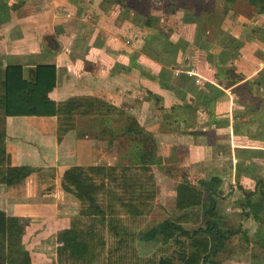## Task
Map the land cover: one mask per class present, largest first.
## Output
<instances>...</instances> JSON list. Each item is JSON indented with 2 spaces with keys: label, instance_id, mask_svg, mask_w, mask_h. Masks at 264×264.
Listing matches in <instances>:
<instances>
[{
  "label": "crops",
  "instance_id": "crops-1",
  "mask_svg": "<svg viewBox=\"0 0 264 264\" xmlns=\"http://www.w3.org/2000/svg\"><path fill=\"white\" fill-rule=\"evenodd\" d=\"M3 1L25 2L0 25L4 66L54 65L52 101L96 98L125 114L78 117L76 129L59 142L55 117L4 118L10 167L31 173L18 184H0V210L23 223L22 244L31 264H58L57 234L79 211L78 201L61 188L62 175L73 166H102L100 139L135 133L126 132V115L153 135L157 156L183 167L191 183L222 178L225 197L232 189L254 191L264 173L261 9L235 0L213 14L192 9L185 4L189 0H157L151 4L160 21L155 26L146 19L150 0H142L144 10L133 0L123 8L109 0ZM220 61L232 64L243 80L226 88L224 76L217 75ZM245 82L251 85L241 87ZM147 107L169 116L149 120ZM102 127L108 136H102Z\"/></svg>",
  "mask_w": 264,
  "mask_h": 264
},
{
  "label": "trees",
  "instance_id": "trees-1",
  "mask_svg": "<svg viewBox=\"0 0 264 264\" xmlns=\"http://www.w3.org/2000/svg\"><path fill=\"white\" fill-rule=\"evenodd\" d=\"M122 7L128 0H109ZM226 8L235 0H225ZM252 7L264 12V0H247ZM25 2L8 6L0 0V25L9 20L10 11H16ZM168 38V37H167ZM169 40V39H167ZM217 75L226 80L224 86L242 81L233 65L219 62ZM245 82L241 87L249 86ZM56 87L54 65H37L24 69L19 65H3L0 57V184L12 186L20 183L31 173L28 167H10L4 149L5 131L2 127L7 117H55L58 142L76 129L78 117L125 116L116 107L96 98H72L55 103L49 94ZM152 97V94L149 93ZM126 132H141L136 121L126 115ZM151 141L155 139L147 134ZM152 149L134 155V165L147 170L153 160ZM119 170V171H118ZM129 167L117 166H73L65 170L61 188L79 203L78 214L70 221L68 229L57 234L58 264H218L217 256L227 243L239 234L230 226L219 211V201L225 198L224 180L219 177L198 180L193 185L186 173L174 188L172 214L144 231L128 228L126 222L137 223L147 215L141 178L128 175ZM119 174V175H118ZM137 183H136V182ZM120 188L127 194L122 197L114 190ZM237 201L243 219L259 222L264 210V179H255V189L246 192L241 188ZM122 211L126 220L119 215ZM101 229L113 240L108 245ZM23 223L15 217H7L0 210V264H31L28 252L22 244ZM160 239L157 252L142 260L137 256L135 245Z\"/></svg>",
  "mask_w": 264,
  "mask_h": 264
},
{
  "label": "rangeland",
  "instance_id": "rangeland-1",
  "mask_svg": "<svg viewBox=\"0 0 264 264\" xmlns=\"http://www.w3.org/2000/svg\"><path fill=\"white\" fill-rule=\"evenodd\" d=\"M156 1L157 0H150V4H145V6L150 8V15L146 18L148 19L147 22L151 21L155 26L160 23L159 19L152 15L151 10V4H157ZM161 1L165 3L164 0ZM133 4L142 5L143 10L145 8L142 4V0H133ZM185 4H189L187 6L192 5V9L194 10L199 11L206 9L209 13L213 14L214 12H221L223 7L224 9L226 8V1L223 2V0H197L193 3L189 0ZM262 6L259 7V10ZM137 20L140 21V17H138ZM147 109L146 115L149 120H163L166 119L169 114H163L160 111L151 112L148 107ZM116 130L120 131V128ZM102 134V136L106 137L109 132L106 128L102 127ZM147 134L149 133L141 129V132H135L130 135V138L126 139L124 132L120 131L117 134V139H100L101 143H103L102 146H105V149H103L101 153L105 160H102L101 163H99L100 165L108 166L106 164L109 163L113 166L117 165V167L120 168L129 167L130 170L128 175L133 178H141V181L144 182L145 191L143 192V197L148 215L134 224L129 221L126 222L128 228L135 231L147 230L172 214L174 207V188L176 183L181 181V175L185 173V169L183 167L180 168L179 165L168 166L167 162H169L170 159L167 161L157 156L159 144L157 141L155 142L156 144H154V140L151 141L147 139ZM171 143V140L168 139L167 144L171 145ZM150 149H152L153 160L149 162V166L146 167L147 170H143L141 167L137 166V164H133V162L136 163L135 157L133 158L134 155L139 152H146ZM260 178L264 179V173H261ZM191 181L193 185H196L198 180L194 179ZM113 190L122 197H127L129 194H137L138 192L128 191L126 193L122 189L116 187H113ZM234 191L235 190L232 189V193L218 200L220 205L219 211L230 226L239 230V234L233 237L227 243L225 250L217 256L216 259L218 264H264V210L262 211V218L259 222H254L251 219H243L239 214L238 206L234 205L240 199L241 194L239 191L235 193ZM119 215L123 220H126L121 210L119 211ZM101 232L108 245H111L113 240L108 236L106 230L101 229ZM158 241L139 245L136 244L135 249L137 256L142 260L150 259L159 248L160 242Z\"/></svg>",
  "mask_w": 264,
  "mask_h": 264
}]
</instances>
